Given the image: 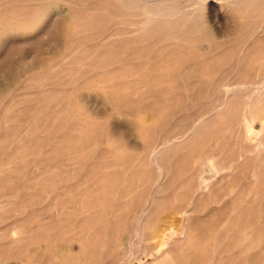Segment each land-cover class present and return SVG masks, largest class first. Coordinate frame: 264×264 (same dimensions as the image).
I'll return each mask as SVG.
<instances>
[{
    "label": "rangeland",
    "instance_id": "obj_1",
    "mask_svg": "<svg viewBox=\"0 0 264 264\" xmlns=\"http://www.w3.org/2000/svg\"><path fill=\"white\" fill-rule=\"evenodd\" d=\"M0 4V264H264V0Z\"/></svg>",
    "mask_w": 264,
    "mask_h": 264
},
{
    "label": "bare ground",
    "instance_id": "obj_2",
    "mask_svg": "<svg viewBox=\"0 0 264 264\" xmlns=\"http://www.w3.org/2000/svg\"><path fill=\"white\" fill-rule=\"evenodd\" d=\"M6 2V1H5ZM5 2H4V4H5ZM46 4V3H45ZM43 5V4H41V5H43L41 8H36V6H35V9L33 10V15L35 16V19H28V20H24L22 23H16V22H9L8 20H6L3 16L6 14V13H4V15H3V12L4 11H6V10H2V9H4V8H2V9H0V45L2 44V42H4L3 41V39L6 37V36H8V34H10L11 32H21L22 30H24V29H30L32 26H33V24H37V22H40V20H41V18L43 17V16H45L48 12L50 13V7L49 6H46V5ZM1 5V4H0ZM4 7V6H3ZM6 7V6H5ZM34 8V7H33ZM31 11V10H30ZM30 13V12H29ZM57 14H59V13H57ZM59 15H62L61 13L59 14ZM71 15V14H70ZM65 16H67V15H65ZM76 16V15H75ZM74 17V16H73ZM57 24H59V28H60V30L62 31V32H70L71 30H72V28H73V25H72V23H71V20H68V19H66V17H62V18H60V20L58 21V23ZM72 35V34H71ZM19 46V45H18ZM2 105V104H1ZM262 135V134H261ZM260 135V136H261ZM260 139V138H259ZM262 144V143H261ZM30 186V185H29ZM259 197V196H258ZM260 199H261V197H259ZM254 199H256V198H254ZM253 199V200H254ZM264 199V198H263ZM241 200H239V202H240ZM255 201V200H254ZM264 201V200H263ZM256 202V201H255ZM262 201H260V203H261ZM241 203H244V202H241ZM240 203V204H241ZM237 204V203H236ZM256 204H257V202H256ZM259 204H257V206H258ZM253 206H255V205H253ZM262 206H263V204H262ZM264 207V206H263ZM222 208V207H221ZM254 208H256V206L254 207ZM223 209H224V207H223ZM248 209V208H247ZM263 209V208H262ZM225 210V209H224ZM252 210V209H251ZM264 210V209H263ZM263 210H261V213H262V211ZM220 211V210H219ZM226 211V210H225ZM225 211H223V212H225ZM247 211V210H246ZM245 211V212H246ZM251 211H250V213H248V214H250L251 215ZM253 213H254V211H253ZM221 214H223V213H221ZM250 215H248V217L250 216ZM255 216V215H254ZM260 216V215H259ZM258 218V217H257ZM256 218V219H257ZM251 219H252V216H251ZM255 219V220H256ZM100 220V219H99ZM214 220V219H213ZM257 221V220H256ZM256 223H258V222H256ZM223 225V224H222ZM218 230V229H217ZM222 230V229H221ZM160 232V231H159ZM158 232V233H159ZM218 233H216V235H217ZM160 235V234H159ZM163 235V234H162ZM223 236H224V234H223ZM218 237V236H217ZM221 236H219V238H220ZM222 239V238H221ZM84 244V243H83ZM166 244V241H164V238L162 237V239H159V241H157L155 244H154V248L155 249H157V252H158V254L160 255L159 256V259H158V261L159 260H162V259H167L168 257H169V255H171V254H173L174 252H172V251H170L169 249H167V248H165L164 247V245ZM207 241H205V242H202V243H197V247L195 248L194 247V249H191L192 250V252L196 249V251H197V255L196 256H201V255H205V254H207V248H208V246H207ZM46 246V245H45ZM86 246V245H85ZM196 246V245H195ZM64 248H67V247H64ZM192 248V247H191ZM47 249V248H46ZM45 249V250H46ZM63 249V248H62ZM68 249V248H67ZM82 249H84V248H81V250L80 251H82ZM60 250H61V248H60ZM60 250H58L57 249V251H58V254H59V251ZM185 249L183 248L181 251H177V253L178 252H183ZM56 251V252H57ZM47 252V251H46ZM54 252V251H53ZM55 252V256H57V253ZM85 252H86V248H85ZM170 252H172L171 254H170ZM83 253H84V250H83ZM176 253V252H175ZM190 253V252H189ZM85 254V253H84ZM69 255H71V253L70 254H68L67 255V257L69 256ZM49 256V255H48ZM62 256V255H61ZM73 256V255H72ZM198 256V257H199ZM66 257V256H65ZM71 257V256H70ZM69 257V258H70ZM171 257V256H170ZM49 258H50V256H49ZM172 258V257H171ZM201 258H203V257H201ZM200 258V260L201 261H203L202 259ZM68 259V258H67ZM56 260V259H55ZM64 260V259H63ZM80 261H81V258L79 259ZM170 260V259H169ZM62 261V260H61ZM71 261V260H70ZM69 261V262H70ZM79 261V262H80ZM171 261V260H170ZM58 262V261H57ZM68 262V263H69ZM76 264L78 263L77 261H74ZM168 263H169V261H167ZM62 263V262H61ZM65 262H63V264H64ZM74 263V264H75Z\"/></svg>",
    "mask_w": 264,
    "mask_h": 264
}]
</instances>
